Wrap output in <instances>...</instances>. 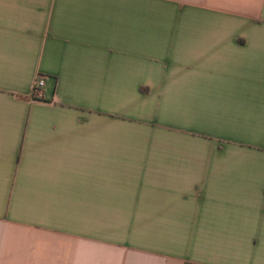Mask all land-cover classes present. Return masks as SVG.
<instances>
[{
  "label": "crops",
  "instance_id": "1",
  "mask_svg": "<svg viewBox=\"0 0 264 264\" xmlns=\"http://www.w3.org/2000/svg\"><path fill=\"white\" fill-rule=\"evenodd\" d=\"M0 264H264V0H0Z\"/></svg>",
  "mask_w": 264,
  "mask_h": 264
},
{
  "label": "built area",
  "instance_id": "2",
  "mask_svg": "<svg viewBox=\"0 0 264 264\" xmlns=\"http://www.w3.org/2000/svg\"><path fill=\"white\" fill-rule=\"evenodd\" d=\"M43 79L41 78H38L35 82V85H34V90H33V95L36 97V98H42V92H41V88L43 86Z\"/></svg>",
  "mask_w": 264,
  "mask_h": 264
}]
</instances>
